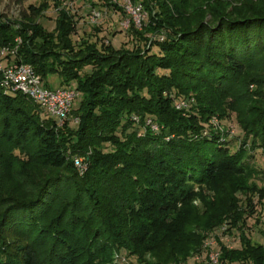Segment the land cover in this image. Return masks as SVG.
<instances>
[{
  "label": "trees",
  "instance_id": "trees-1",
  "mask_svg": "<svg viewBox=\"0 0 264 264\" xmlns=\"http://www.w3.org/2000/svg\"><path fill=\"white\" fill-rule=\"evenodd\" d=\"M12 1L20 5L28 0ZM96 1L84 0L78 10L89 8L88 17L93 10L102 13V6L126 14L118 1ZM190 1L138 0L148 18L144 26L154 22L155 27L152 24L148 29L153 37L142 40L131 21L128 33L136 41L131 50H115L109 41L82 40L76 44L73 36L79 14L57 11L62 0H45L40 9L29 6L28 14L22 15L24 22L30 15L43 17L53 9L54 31L67 39V51L78 48L82 52L76 57L66 52L35 56L26 38L43 34L44 41L51 31L39 23L32 36H27L25 27L0 21V47L15 46L17 38L22 41L16 57H10L12 63L31 65L48 89L76 88L82 94L79 107L86 95L94 94L83 123L77 129L65 125L71 136L67 145L60 138L56 121L43 119L38 105L21 93L8 94L0 86V142L11 145L14 153L23 154L30 162L56 172L51 182L31 197L9 198L1 220L4 237H0V264H90L96 260L93 257L111 248L131 255L151 254L160 264H177L183 258L179 242L188 235L184 232L186 219L178 213V205L194 198L196 186H209L224 174H229L230 181L214 186L222 204L213 212L208 204L203 216L210 212L211 219L202 221L208 230L214 227V220L217 226L227 224L229 232L241 231V245L230 249L220 244V264H264V221L263 216L257 217L252 204V196L260 190L247 187L243 192L248 203L244 210L238 200L242 189L233 185L240 175L249 174L244 161L246 152H230L222 133L208 122L210 116L205 112L209 111L199 103L182 100L188 104L182 111L174 105L182 96L180 82L210 83L223 89L244 76L249 65L264 54V11L230 9L226 0H207L205 4L196 0L194 11H182V4ZM149 2L154 4L149 7ZM201 3L204 7L199 6ZM207 14L210 20H206ZM163 27L169 33L156 37ZM99 63L104 65L102 70ZM86 67H91L90 73L84 71ZM52 75L60 79L58 88L47 83ZM85 81H91L90 85L99 90L86 92L81 87ZM126 112L149 115L158 131L147 129L141 137H125L123 146L113 147L106 154L94 149L89 157L92 179L86 180V187L78 185L74 200L84 202L89 214L75 218L74 203H70L56 218L43 221L42 216L51 208L50 198L64 180L60 171L77 175L69 156L72 147H95L103 132L122 134L121 120ZM249 131L245 141L264 143V126L253 130L256 133ZM261 200L264 207V198ZM252 217L255 225H262V242L254 241L247 233ZM7 235L14 239L7 242Z\"/></svg>",
  "mask_w": 264,
  "mask_h": 264
},
{
  "label": "rangeland",
  "instance_id": "rangeland-1",
  "mask_svg": "<svg viewBox=\"0 0 264 264\" xmlns=\"http://www.w3.org/2000/svg\"><path fill=\"white\" fill-rule=\"evenodd\" d=\"M115 3L119 2V5L123 7L122 0H113ZM190 1V0H187ZM196 0L186 2L180 7L182 11H194L197 7ZM201 1V0H200ZM207 0H202L204 4ZM210 3L214 0H209ZM45 0H28L24 4H16L12 0H0V21L13 24L16 28L25 27L27 30V36H32L33 30L39 27V23L44 26L51 34L47 35L48 39L43 41V34L39 36L33 34L32 39L26 38V44H30V48L33 54L38 57H46L50 52H59L69 54L70 56H79L82 52L78 51V48H73L67 51L68 42L67 39H61L58 32L54 31L56 28V21L53 9L45 12V15L38 16L30 15V18L24 22L22 19L23 13L28 14V8L31 5L37 8L44 7ZM95 2H97L95 0ZM154 3L148 4L150 7ZM226 4L230 6V9L237 10L236 8H248L255 11H264V0H226ZM199 6L204 7L201 3ZM83 7V6H82ZM194 7V8H192ZM250 7V8H249ZM103 18L100 20L97 26L93 27L86 23L87 15L89 12L87 9H79L77 17V31L73 36L76 44L82 42V40H87L90 42H111L112 47L115 50H131L136 46V41L132 40L129 35L128 30L124 29L123 24L129 19L127 14H122L116 10L106 9L101 7ZM246 9V10H248ZM242 10V9H240ZM158 12V8L156 7ZM242 12V11H241ZM188 14V13H187ZM145 16V23L147 22V15L143 11ZM206 16V15H205ZM206 20H210L211 16L207 14ZM162 18V17H161ZM195 18V16H194ZM144 22L141 27H136L137 32L142 37L151 39L153 36L148 34L149 26L155 27L154 22L149 25L144 26ZM163 32V33H162ZM169 33L164 27L160 28L156 37L161 36V34ZM25 36V35H24ZM24 36H22L24 38ZM26 36V37H27ZM39 42V44L37 43ZM152 40L149 42L148 49L152 46ZM22 45V44H20ZM40 46H45L44 49H40ZM7 47H11L9 50ZM7 48V51L2 53L3 49ZM17 45L15 46H5L0 47V63L5 66L8 62L12 61L10 53L13 50H19ZM154 52L157 51L156 47L152 49ZM47 51L46 54L43 52ZM9 53V54H8ZM17 55V54H16ZM14 58V54H12ZM35 60V59H33ZM100 70L104 68V65L99 63ZM85 72L90 73L91 67H86ZM1 74V73H0ZM82 82V81H81ZM47 83L52 88H58L60 85V79L58 76H50L47 79ZM80 83V81H79ZM91 81H85L81 83L82 89L86 92L87 90L91 92L99 90L94 85H90ZM73 86H77V82H72ZM179 99L176 101L175 108L177 110H183L178 108V104L182 100H187L193 102V104L199 103L203 110L209 111V123L222 133V139L229 143L228 148L231 153L244 150L245 158L244 161L247 162L245 166L249 168V174H242L239 177V181L234 182V187L236 189L241 188V192H238V200H240V208L246 210L245 194L247 187L251 186L252 189L255 187L260 190L254 193L252 196V202L254 200L253 209L257 212V217H262L264 221V207H262V200L264 198V143L256 141L255 144L252 143V139L248 142L245 141L246 130L251 134L256 133L253 130L261 129L264 126V54L257 57L247 68L244 76L237 78L234 83H231L227 88H218L210 83H196L192 81H185L178 83ZM93 86L96 88H91ZM88 94V93H86ZM94 94L86 95L84 98V104L80 106V101L82 99V94L79 93L78 98L74 102L73 110L66 121L65 125L72 126V129H77L84 121V114L87 108L90 107V99ZM186 96V97H184ZM94 97V96H93ZM92 97V98H93ZM43 119H49L42 113ZM122 134H109L107 132L100 133L98 139L95 141V147L89 149H76L75 147L71 149L73 153L70 152V159L73 162L74 170L77 175L71 171L61 172L64 180L61 185L57 188L52 198H50L51 208L42 216L43 221L47 222L56 218L62 212V208L70 203H74L73 213L75 218H81L89 214L90 209L86 207L85 203H75L76 191L79 186L86 187V180L92 179L91 169L92 165L89 163V157L94 154V149L99 152L106 154L112 151L113 147L123 146V141L125 137L138 135L141 137L147 129L154 131L153 128L158 126L150 116H141L139 114H132L126 112L122 118ZM65 125L59 127L60 138L63 142H67L71 137L66 131ZM122 141V142H121ZM262 144V145H261ZM112 146V147H111ZM13 147L11 145H6L0 142V237L3 236L4 227L1 224L2 216L8 208V200L11 197L14 198H29L37 191L45 188L56 175V172L50 169L42 168L41 166L30 162L26 157L18 153H14ZM229 174L220 175L215 180L214 183L209 186H196L194 189V198L187 203L178 205V213L185 216L184 220L186 225L184 226V232L188 235H184L183 239L179 242V251L182 252L183 258L177 264H208L210 251L206 248L205 243L209 242L210 239L218 232L222 227L217 226L213 220L214 227L208 230L207 226L203 225V221L208 218L211 219L210 212L208 215L203 216L208 208V204L212 207V212L215 206H221L222 200L218 196L217 188L214 186H219L220 183H225V181H230L228 178ZM247 179L248 183L244 180ZM246 181V180H245ZM251 184V185H250ZM88 186V185H87ZM221 187V186H220ZM88 188V187H87ZM249 190H252V189ZM248 190V191H249ZM262 190V191H261ZM222 192V191H220ZM252 194V191H249ZM83 200V198H82ZM264 201V200H263ZM249 211V205L247 206ZM214 217H212L213 219ZM215 219V218H214ZM182 220L180 219V222ZM177 227L179 226L176 225ZM248 230L247 233L254 241L262 242V236L260 234L261 226L255 225V217L248 220ZM180 227V226H179ZM240 235L241 231L235 229L228 231V237L232 242L234 247L240 248ZM7 242L14 239L13 236L7 235ZM1 240V239H0ZM6 240V239H5ZM212 240V239H211ZM217 242L224 244L221 238L216 237ZM203 243V247L201 249ZM217 247L216 245L214 246ZM100 255L99 258H95ZM93 259L95 262L91 261L90 264H160L158 258L152 257L151 254H138L131 255L125 251H118V249L111 248L109 251L97 254Z\"/></svg>",
  "mask_w": 264,
  "mask_h": 264
},
{
  "label": "built area",
  "instance_id": "built-area-1",
  "mask_svg": "<svg viewBox=\"0 0 264 264\" xmlns=\"http://www.w3.org/2000/svg\"><path fill=\"white\" fill-rule=\"evenodd\" d=\"M84 0H62L59 10H68L71 13H76L80 3ZM123 9L128 15L129 19L123 24L124 29L128 30L131 21L135 27H141L145 21L143 15V7L138 0H122ZM103 18L102 13L97 10H93L88 17V22L91 25H97ZM17 48L22 43L20 38L15 40ZM8 50L11 47H7ZM4 48L2 53L7 51ZM9 54V53H8ZM14 58L16 57L17 50H13ZM10 53V55L12 56ZM13 57V56H12ZM0 86L8 94L21 93L31 99L36 105L40 107L43 114L49 119L56 121L59 127L65 125L68 120L76 99L78 98V91L74 87L48 89L45 87L41 77L35 72L31 65L24 63H8L3 66L0 63ZM187 102L182 101L178 104V108H187ZM154 131H158V126L153 128ZM228 235V225L224 224L218 232L205 243V249L207 248L211 253L209 255L208 264H220L221 249L220 243L217 242L216 237H220L224 244L232 249L234 246L230 241ZM217 246L216 248L214 246Z\"/></svg>",
  "mask_w": 264,
  "mask_h": 264
},
{
  "label": "crops",
  "instance_id": "crops-1",
  "mask_svg": "<svg viewBox=\"0 0 264 264\" xmlns=\"http://www.w3.org/2000/svg\"><path fill=\"white\" fill-rule=\"evenodd\" d=\"M82 4V2L80 3V5Z\"/></svg>",
  "mask_w": 264,
  "mask_h": 264
}]
</instances>
